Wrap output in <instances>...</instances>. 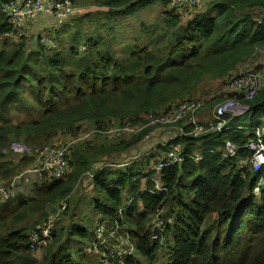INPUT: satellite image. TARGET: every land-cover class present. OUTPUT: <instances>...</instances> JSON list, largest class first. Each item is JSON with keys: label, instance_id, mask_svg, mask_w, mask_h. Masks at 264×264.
I'll return each instance as SVG.
<instances>
[{"label": "trees", "instance_id": "16d2710c", "mask_svg": "<svg viewBox=\"0 0 264 264\" xmlns=\"http://www.w3.org/2000/svg\"><path fill=\"white\" fill-rule=\"evenodd\" d=\"M87 1L112 17L158 1L166 30L144 46L131 48L128 42L118 56L101 49L103 38L110 36L116 44L126 32L115 39L116 31L105 22L106 35L96 30L98 36L86 38L83 47L58 43L48 51L40 40L1 39L8 22L0 11V186L8 188L20 171L38 165V148L64 147L67 162L62 177L30 174V183L23 184L24 179L14 197L0 196V264H99L100 253L85 250L91 260L81 254L92 249L97 228L107 223L114 232L109 243L134 247L128 264H264V185L259 198L253 194L264 168L254 173L246 162L251 127L262 124L256 117L264 108L263 95L248 102L254 111L246 114L250 128L234 118L225 132L194 136L188 134L190 126L172 125L185 128L169 142L185 156L180 165L157 169L169 162L161 145L163 153L144 169L136 161L118 160L149 139L154 126L108 135L112 127L145 125L149 112L210 100L205 95L210 83L226 84L257 47L264 48V25L253 22L254 15L264 14V0H206L205 8L204 3L195 6L186 20L168 9L171 0ZM60 138L71 139L55 145ZM13 141L36 150H10L18 155L10 159L3 150ZM228 141L238 149L234 156L225 155ZM199 152L202 159L195 162ZM190 178L194 182L187 186L184 180ZM81 190L101 194H92L98 214L92 229L82 220L83 211L72 208ZM51 204L59 207L52 213ZM66 213L69 223L59 231L60 215ZM45 229L51 236L37 243L35 236L42 238ZM42 249L38 257L35 250Z\"/></svg>", "mask_w": 264, "mask_h": 264}, {"label": "built area", "instance_id": "2783aa9c", "mask_svg": "<svg viewBox=\"0 0 264 264\" xmlns=\"http://www.w3.org/2000/svg\"><path fill=\"white\" fill-rule=\"evenodd\" d=\"M205 0H171L170 8L174 9L178 6L187 5L190 7L201 6ZM80 8V6L77 5ZM75 0H0V11L7 17L8 28L1 34V39L20 38L40 40L48 51L56 49L58 46V39L55 33L64 27L73 15L77 8ZM45 15L40 19L39 15ZM258 14V13H257ZM54 19L53 24L47 25L46 19ZM253 22L257 25H264V14L254 15ZM40 27H43L40 30ZM264 49L257 47L255 52ZM257 54V53H254ZM261 65L264 69V58H260ZM247 65V67H245ZM247 62L243 67L239 68L237 73L228 79L225 86L227 93L233 94L232 97H226L224 100L217 102L214 106L212 118L207 122H200L198 119L199 111L207 103L204 99H195L190 102L180 103L174 106L168 112H149L145 116L146 124L143 126L133 127L131 125L117 126L108 131L109 136L122 137L125 134H137L147 127H165L172 126L176 123H182L185 126H190L192 129L188 134L199 136L208 135L212 133H222L231 128L229 122L236 116L242 113H252L251 107L248 104L252 101L261 89V78L264 81V74L257 73L254 67L249 66ZM241 96V97H240ZM185 134V128L182 126L179 129V135ZM150 135V134H149ZM148 135V137H149ZM254 137L246 144V148L250 151L247 157V165L254 173H258L264 168V115L263 124L253 128ZM170 140L161 142V146L167 148L166 157L168 163H160L157 169L164 168L167 164H181L185 159L184 155L177 153L175 149L169 146ZM9 149L15 153H31L32 150L24 141H13ZM237 148L231 143L227 142L226 152L227 156H234ZM40 163L32 168L20 171L17 176L9 184L0 186V196L3 200H8L18 192L19 185L25 179L23 184L30 183V174H35L41 171L52 172L56 177H62L65 173L66 158L65 148L58 147L41 150L39 153ZM195 162L202 159V154L196 153L193 156ZM155 178V177H153ZM156 179V178H155ZM264 179L260 178L253 189V194L256 198L261 196ZM160 187V186H159ZM162 224V221L161 223ZM106 227L101 224L97 228L98 241L92 243V251L95 253L99 251V246L106 243L105 236ZM114 232L111 234L113 236ZM51 236L49 229L42 232V238L35 236L37 243H46ZM154 239L158 235L153 236ZM117 241L121 239L116 237ZM111 256L102 253V261L100 264H128L127 258L134 251V247L130 245L129 248L122 244L113 247ZM116 258L117 262L112 260Z\"/></svg>", "mask_w": 264, "mask_h": 264}, {"label": "rangeland", "instance_id": "374dc122", "mask_svg": "<svg viewBox=\"0 0 264 264\" xmlns=\"http://www.w3.org/2000/svg\"><path fill=\"white\" fill-rule=\"evenodd\" d=\"M206 3H207V1L205 0L201 9L205 8ZM77 5L80 6V8L77 7ZM75 6L79 9L76 10L74 12V15L68 20L70 22L67 23L64 27H62L58 32L55 33V36H56L59 34V32H61V34H62V32L66 30L65 33L67 35L64 37V39L57 37L59 43H62L64 47L66 45L70 46L71 45L70 42L76 44L77 46H75V47H79V46L83 47L81 45L84 43L86 38H93V37L98 36V32L96 30L100 31L99 35H106V33H107L106 30H108V29H106L107 27H105V28L103 27L105 22L107 25H110V27H111L110 30L116 31L117 34L115 35V39L117 38L119 32H126L125 35H127V36L125 38L121 37L120 39H118V43H116V44H114L113 38L110 36L103 38V40L105 39V43L103 46H101V49L104 51L107 49H110V52L112 54H116L118 56L122 53V51H124L126 49L128 42L131 43L130 44L131 48H134L135 46H144L152 38H155L159 34H163L164 31L166 30V28H164L165 27L164 25H166V24L164 23L165 19H164V13L162 11L164 7L158 1L156 3H153L151 6L145 7L142 10L135 11V12L132 10L131 15H129V16L128 15L125 16L124 13H120L119 15L116 14L113 17L108 16V15H104L105 12H108L106 8L96 7L92 2H88L87 0H76ZM186 6L187 5H182V6L176 7L175 13L180 12ZM168 9L171 10L172 8L169 7ZM183 12H187V10H184ZM179 15L182 18V15L181 14H179ZM192 15H188L189 17L187 19L191 18ZM103 16H106V18H103ZM44 17H45V15H41V14L39 15L40 19H42ZM53 22H54V19H52V18L46 19L47 25H51V24H53ZM99 27H102V28L98 29ZM162 27H163V30L161 31ZM152 31H154V34L150 35ZM111 46H114L116 48V50H114L113 48H110ZM255 53H257V54H254V56L249 60L250 61L249 66L253 67V65H255L257 73H259V74H261V76H263V74H264L263 66H259V65H261V62H260L261 56L264 58V49H261ZM245 67H247V65ZM213 83L214 84L210 83L208 85V87H209L208 91L210 89L211 90L208 94H205L210 100L207 101L203 110H200V112H199V113H203L207 119H209V118L211 119L215 104L217 103L218 100L223 99L224 95L227 93L225 86H224L225 85L224 80H218V81L215 80ZM259 95L264 96L263 78H261V89L259 91ZM263 113H264V108H259L257 111L256 119L258 120L259 118H261L262 117L261 114H263ZM246 114H248V113L239 114L238 116H236L234 118H238V120L242 124L247 125L248 128H250L251 118L247 117ZM23 118H25V115L21 116V119H23ZM144 123H145V121L138 122L135 124H128V125H131L133 127H138L139 125L144 124ZM240 127H242V126H240ZM254 127H256V126H252L251 128L253 129ZM114 128L115 127H112L111 129H114ZM70 139L71 138H60L59 140H57L55 142V145H56V143L63 144V143L69 142ZM9 145L3 150V152L6 155H8V157L10 159H12L15 157L13 156V154H11V151L9 149ZM33 150H36V149H32V151ZM41 150H42L41 148H38V150H37L38 156H39V153L41 152ZM161 151H162L161 148H155L153 150V153L158 154ZM138 152H140V150ZM138 152L131 153V154L127 155L124 159L130 158L132 155L136 156V154H138ZM148 163H149L148 160L145 159L141 162L136 163V165H138L139 167L144 169L147 167ZM242 163L245 164L244 162H242ZM193 182H194V178L184 180V183L187 186L191 185ZM26 189L29 191L30 186H27ZM92 194L95 196L101 195L100 192H98L97 190H94L92 193L89 190H82L77 195V200L72 207L74 209V211L75 210H82L83 211V215H85V217L82 215V217H83L82 220H85V223L90 225V227H89L90 229H92V227H93L92 226L93 220H96L97 215H98L97 212L95 211V209L92 208V206H91V201L93 198ZM55 204H51V207L49 208L50 213L55 212L56 208H59L58 206H55ZM87 206H89V209L87 208ZM62 209H64V208H62ZM69 220H70L69 214L66 213V214L60 215V224H59L60 227L58 226L59 231H60V228H62L65 225H68ZM106 227H108V228H106V231H105V236L107 237L106 243L100 245L99 246L100 252L98 251L96 253H100L101 255H102V253H105L106 255L111 256L110 253L114 250L113 247L118 245V243L117 242H112V243L108 242V241H110V235H111L110 230L111 229H109L108 223L106 224ZM120 234L122 235V233H120ZM85 250L89 253H91V252L95 253V252L92 251L91 248H85L82 251L83 254H81V255L82 256L86 255V258L91 260L90 254L87 253ZM43 252H44L43 249L37 250V251L35 250V253L38 257H41ZM113 259L117 261L116 258H113ZM139 260H140V258H139ZM87 264H92V263L88 262Z\"/></svg>", "mask_w": 264, "mask_h": 264}, {"label": "crops", "instance_id": "0c3cea01", "mask_svg": "<svg viewBox=\"0 0 264 264\" xmlns=\"http://www.w3.org/2000/svg\"><path fill=\"white\" fill-rule=\"evenodd\" d=\"M194 9H195V7L186 6L183 10H181L178 13L182 15V18L184 20H186L189 17L188 15L193 14ZM184 10H187V12H183ZM42 29H43V27H40V30H42ZM65 32H66V30L63 31L62 34H61V32H59L60 37H62V38L65 37L67 35ZM247 62L250 64V61H247ZM253 67L255 68V65H253ZM203 108L201 110H203ZM253 114H254V111L252 112V115ZM211 118H212V116H211ZM198 119L200 122L204 123V122H207L210 118L207 119L203 113H198ZM258 120H260L261 123L263 124V116L261 118H259ZM179 129H180V127H174V126H165V127L156 128L151 133V136L149 135L150 138L146 139L142 143H140V145H139L140 147H133V151L131 153H136L139 150H140V152H138V154H136V156L132 155L130 158L124 159V161L125 162L129 161V163H133L136 161L135 163H138V162H141V161L147 159L148 162H150L152 160V158H156L157 155H161L163 153V150H162L160 153L154 154L153 150L155 148H160L159 146L161 145V142L166 141V140H172L179 133ZM131 153H129V154H131ZM129 154L121 155L118 160L125 158ZM13 156L16 158L18 155L13 154ZM115 166H117V165H115ZM121 166L123 167L124 165H121Z\"/></svg>", "mask_w": 264, "mask_h": 264}]
</instances>
